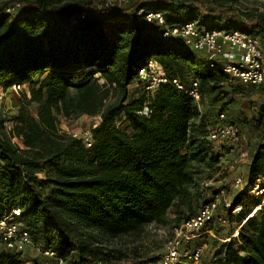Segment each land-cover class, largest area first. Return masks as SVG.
<instances>
[{
  "label": "trees",
  "instance_id": "trees-1",
  "mask_svg": "<svg viewBox=\"0 0 264 264\" xmlns=\"http://www.w3.org/2000/svg\"><path fill=\"white\" fill-rule=\"evenodd\" d=\"M221 3L127 0L103 9L91 1L1 3L0 87L27 85L29 97L24 94L9 135L0 117V219L18 208L33 242L41 251H54L64 264H110L119 250L105 252L104 242L138 236L171 210L174 225L196 213L200 186L219 162L206 136L221 110L210 119L201 112L229 77L220 64L210 68L178 41L162 38V27L138 24L136 13L160 12L167 27L199 21L208 29L255 33L264 47V13L258 10L264 3L240 11L218 9ZM16 4V14L5 11ZM77 12L84 13L80 22H65ZM148 59L159 63L169 80L196 79L199 103L171 83L161 84L148 116H139L144 96L137 89L128 100L127 87L137 84L138 69ZM111 87L117 97L106 103ZM55 112L99 116L92 146L59 134ZM120 116L130 133L117 127ZM46 171L51 173L39 176ZM257 177H264V137L250 156L246 181ZM243 194L250 196L237 192L231 202V207L241 205L234 214L237 236L215 247L214 256L223 255L212 264H264V202L257 197L246 204ZM28 262L50 264L30 250H0V264Z\"/></svg>",
  "mask_w": 264,
  "mask_h": 264
},
{
  "label": "built area",
  "instance_id": "built-area-1",
  "mask_svg": "<svg viewBox=\"0 0 264 264\" xmlns=\"http://www.w3.org/2000/svg\"><path fill=\"white\" fill-rule=\"evenodd\" d=\"M264 3V0H261ZM108 5V6H107ZM105 7L114 6L113 3ZM20 9L19 4L8 7L5 11L14 15ZM103 9V8H102ZM264 13V6L258 7ZM84 18L83 12H77L65 19L69 25H75ZM136 22L145 26L162 27L161 36L164 39H174L185 46L189 51L200 55L207 61L210 68L222 66V71L229 78L242 84L259 87L264 90V47L260 38L255 33L240 30L226 31L222 29H208L196 21H189L182 25L172 27L165 26L164 16L160 12H147L138 10ZM171 83L176 89L183 91L196 103H199L201 95L198 89V81L194 78L188 82L180 77L171 80L165 75L162 67L153 59H148L138 69L137 84L144 96V105L139 116L147 117L148 105L161 84ZM12 89L24 88V85H12ZM86 129L82 133H67L68 137L80 140L89 148L94 143L93 130ZM207 140L211 143H222L235 147L241 140L239 127L229 120L224 111L215 115L207 127ZM231 188L237 192H247L250 196L262 197L264 202V177H257L252 183H248L237 175L231 182ZM220 194L215 193L211 199L203 201L196 213L189 215L177 225L171 227V233L166 240L164 252L159 264H199L207 247L203 235L212 226L223 224L226 219L219 209H229L236 214L241 211V205L231 207ZM20 210L13 207L8 214L0 219V250L24 253L30 250L47 257L50 264H64L51 249L41 251L33 242L29 233L24 229L19 220ZM237 236V235H236ZM26 264H33L28 262Z\"/></svg>",
  "mask_w": 264,
  "mask_h": 264
},
{
  "label": "rangeland",
  "instance_id": "rangeland-1",
  "mask_svg": "<svg viewBox=\"0 0 264 264\" xmlns=\"http://www.w3.org/2000/svg\"><path fill=\"white\" fill-rule=\"evenodd\" d=\"M4 1L6 0H0V4ZM85 1H91L99 8H105L110 3H113L114 6H121L127 0H58L59 3H83ZM195 1L203 7L214 6L213 4L216 2L217 4L223 2L216 7L218 9L231 7L239 11L243 7L251 9L255 6L262 5L261 0H236L235 2L231 0ZM197 22L199 23V21ZM183 75L190 78L193 76V73L184 72ZM94 76L97 77L99 74L95 73ZM98 83L108 87L104 77H99ZM137 89L139 87L136 83H132L127 87L128 100L134 97ZM109 90L106 103L114 101L117 97V92L112 87ZM24 94L29 97L27 85H24V88L16 90L0 87V117L6 119L3 127L8 135L12 130L13 117L18 113L20 103L24 101ZM28 109L35 116V105L31 103L28 105ZM219 110L224 111L229 120L237 124L240 130L241 140L235 147L222 143H212V152L218 156L219 162L212 169L211 179L202 182L199 189V200L195 204L193 211H196L203 201L211 199L215 193L220 194L226 201L233 202L237 191L231 188V182L237 175L246 180L250 156L257 144L264 137V91L258 87L242 84L235 79L229 78L228 82L223 83L219 90L206 101L201 114H206L207 118L210 119ZM55 113L57 131L64 136H67V133H82L86 129H91L92 125L98 124L100 120L99 116H64L62 113ZM116 124L120 130H124L127 133L131 132L123 116L116 119ZM12 141L18 142L16 138H12ZM50 173V171L40 172L39 176L43 178ZM242 197L246 204H251L256 199H259L245 194ZM218 212L224 215L226 222L214 225L210 230L205 231L203 239L206 241L207 247L199 264H212L215 262L218 257L223 255L214 256L215 247L230 239L236 238L237 231L232 233L236 227L234 213L222 207ZM173 217L174 210H171L166 214L162 222L148 224L138 236L127 235L113 241L104 242L105 252L107 250H119V253L113 252L110 264H159L164 252L166 240L171 233V227L175 224Z\"/></svg>",
  "mask_w": 264,
  "mask_h": 264
},
{
  "label": "crops",
  "instance_id": "crops-1",
  "mask_svg": "<svg viewBox=\"0 0 264 264\" xmlns=\"http://www.w3.org/2000/svg\"><path fill=\"white\" fill-rule=\"evenodd\" d=\"M248 164H249V162H248ZM260 207V206H259Z\"/></svg>",
  "mask_w": 264,
  "mask_h": 264
}]
</instances>
